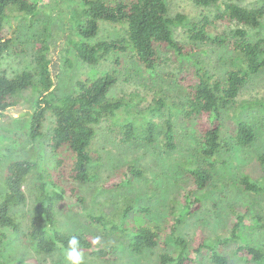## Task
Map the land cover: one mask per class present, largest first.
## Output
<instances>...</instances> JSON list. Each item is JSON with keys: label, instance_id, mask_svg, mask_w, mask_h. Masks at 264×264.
Wrapping results in <instances>:
<instances>
[{"label": "trees", "instance_id": "16d2710c", "mask_svg": "<svg viewBox=\"0 0 264 264\" xmlns=\"http://www.w3.org/2000/svg\"><path fill=\"white\" fill-rule=\"evenodd\" d=\"M65 1L71 7L63 11V18L38 30L31 40L33 67L12 73L0 71V117L18 105L23 93L30 91L27 97L30 110L21 116L10 136L8 130L0 132V166L5 168L3 188H0V264H43L35 257L6 260L7 244L22 231L19 217L28 220L27 230L21 236L33 251L60 253L52 264H66L65 249L73 235L80 238L83 252L108 262L115 259L118 243H105L99 235L82 229H62L60 207H79L103 236L127 239L135 254L159 245L172 246L171 250L160 253L158 264H200L205 252L210 264H233L225 251L230 243H237L234 253L240 264H264V248L241 239V229L247 221L264 228V215L250 213L247 206H229L231 223L225 236L209 238L202 230L193 237L180 233L186 216L192 215L200 205L196 192L212 183L221 150L251 147L258 141L255 126L242 118L236 119L234 130L226 136L222 119L224 113L232 109L264 112V95L237 100L249 78L264 71V37H249L250 28L262 24L264 6H248L238 0H194L197 5L211 9V13L191 21L183 12L171 15L168 0ZM50 3L58 6V0H0V60L11 50L25 49L24 44L17 43V23L36 17ZM221 22L236 25L230 31H213L212 27ZM102 24H114L121 30L111 37L98 39ZM178 25L188 28L186 42L174 37L173 29ZM60 33L63 35L59 40ZM61 41L65 51L74 49L77 57L89 64L114 56V63L121 65L127 54L150 71L169 61L177 66L175 79L185 100L176 109L183 118L199 125L201 142L195 156L178 163L185 183L183 205L177 209L179 201H174L161 221L147 217L150 208L134 206L133 199H125L112 213H93L83 206L85 196L80 188L99 177L97 168L101 155L92 146L103 121L119 127L123 142L141 140L154 144L163 140L167 149H174L173 117L168 115L161 123L155 119L163 115L165 108L172 110L174 105L168 102L162 87L155 90L151 103L144 109L136 107L137 93L129 98L110 96L118 81L117 69L78 80L73 90L59 94L55 86L59 65L55 64L53 70L51 50ZM201 44L230 47L224 77L216 78L198 56ZM65 62L71 63L68 55ZM179 63H182L181 68ZM49 115L54 118L51 131L45 129ZM24 139L28 145L24 144ZM23 151L28 155L18 156ZM256 159L259 174L244 172L235 184L243 192L264 195V151L258 153ZM129 174L144 178L146 168L129 164L123 177ZM124 180L110 178L103 186H120ZM127 182L132 183L125 181V184ZM25 184L35 191L28 213L17 210L28 199ZM133 211L139 213L143 222L131 219ZM97 237L100 242L94 244Z\"/></svg>", "mask_w": 264, "mask_h": 264}, {"label": "rangeland", "instance_id": "374dc122", "mask_svg": "<svg viewBox=\"0 0 264 264\" xmlns=\"http://www.w3.org/2000/svg\"><path fill=\"white\" fill-rule=\"evenodd\" d=\"M248 6H264V0H238ZM169 11L171 15L179 12L187 14L189 20L198 19L204 13H211V9L197 5L194 0H168ZM68 1L58 0V6L50 3L44 6V11L34 18L17 23L18 34L17 43L24 44L22 51L11 50L0 60V71L7 70L10 73L22 69L32 68V47L31 41L35 33L46 25L57 23L64 16V10L70 8ZM236 24L217 23L212 29L215 32L230 31ZM64 27V26H63ZM65 28V27H64ZM187 27L178 25L174 27V37L183 42L187 41ZM121 28L114 24H102L98 39H105L120 32ZM63 33L59 34V40ZM249 37L258 39L264 37V19L257 28H250ZM78 38V36H77ZM51 50L53 58L52 68L57 66L56 73H59V79H55L56 88L59 94H66L73 90L78 80L95 78L111 69L118 70V81L110 91V96H126L129 98L132 93H137V105L139 109H144L153 99L155 90L162 87L168 96V102L174 105L173 109L165 108L163 115L155 116L158 122L164 121L168 115L172 116L174 124V139L176 148L167 149L163 140L154 144H147L141 140L123 142L118 126L112 125L110 121H103L99 126L96 139L92 148L100 153V166L98 169L99 177L95 182H89L80 188L81 194L85 196V205L87 210L95 213L104 211L112 213L119 203L125 199H133L134 206H148L150 208L147 217L161 221L166 214L167 209L174 201H179L177 209L182 204V195L185 190V183L182 174L178 168V163L185 158H192L200 148L201 133L199 125L194 121H188L177 111L176 106L185 100L181 86L176 81L178 74L177 66L172 62L161 63L153 71L132 61L127 54L123 56L121 65L114 63V56L102 60L96 64H89L77 57L74 49L65 51V44L61 43ZM201 52L198 55L202 58L208 69L216 78H222L228 68L226 59L230 55L228 45L201 44ZM71 60L68 64L65 57ZM119 55V54H116ZM178 66L181 68L182 63ZM55 73V74H56ZM175 76V77H174ZM264 95V71L259 72L249 78L245 86L240 91L237 100L241 101L248 98H254ZM30 91L22 94L18 105L11 107L6 111L4 117H0V132L8 130V135L14 131L20 123V118L25 112L30 110V103L27 97ZM142 98V99H141ZM239 112V113H238ZM232 109L223 115V130L226 136H230L236 126V119L242 118L253 124L258 132V141L251 147L223 149L219 154V160L215 163L213 174L214 178L209 187L196 192L200 198V205L192 215L186 216L184 223L180 226V233L193 237L197 231L209 237L216 235L225 236L231 223L232 205L247 206L250 213L264 215V195H258L252 192H243L239 189L235 181L238 176L244 172H252V175H258L257 154L264 151V112L251 109ZM54 125L53 116L49 115L45 121V129L51 131ZM3 137L7 135L3 134ZM24 144L28 141L24 139ZM28 155L26 151L18 156ZM51 160L47 159L49 163ZM52 163V161H51ZM50 163V164H51ZM129 164H136L146 168L144 178L134 177L129 174L123 177ZM5 168L0 166V188L2 187V177ZM123 172V174H119ZM120 181L124 178V183L120 186L107 187L103 185L109 179ZM125 181L132 183L125 184ZM31 184V180L29 181ZM28 199L26 204L20 206L17 210L28 213L35 199V191L25 184ZM79 208V207H78ZM78 208L63 209L59 208V225L66 231H75L82 229L89 234H97L106 243L119 244L115 252V259L108 262L104 259L93 257L83 252L85 261L88 264H158L161 252L171 250L172 246L159 245L154 249H147L142 254H135L131 251L129 241L125 238L115 235L103 236L100 231L89 223L88 217L81 213ZM131 219L134 217L136 222H143L138 212L133 211ZM21 232L7 244L5 257L7 261H12L21 257H35L43 264H52L60 257L59 252L52 254H38L33 251L22 234L27 230L28 220L19 217ZM133 222V220H132ZM242 240L250 242L264 248V228L255 226L252 221H247L241 229ZM237 243H230L226 247V253L232 259L233 264H240L238 256L235 255ZM208 252L203 254L200 264H210Z\"/></svg>", "mask_w": 264, "mask_h": 264}, {"label": "clouds", "instance_id": "9594fccd", "mask_svg": "<svg viewBox=\"0 0 264 264\" xmlns=\"http://www.w3.org/2000/svg\"><path fill=\"white\" fill-rule=\"evenodd\" d=\"M100 238L97 237L93 243L98 244ZM81 241L77 235L70 237L67 248L65 249L66 264H86L85 256L80 247Z\"/></svg>", "mask_w": 264, "mask_h": 264}]
</instances>
